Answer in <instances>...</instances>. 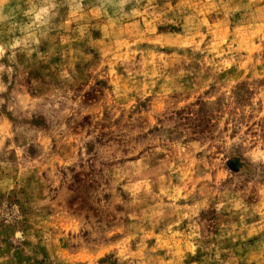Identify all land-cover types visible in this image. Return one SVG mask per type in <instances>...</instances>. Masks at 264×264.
I'll list each match as a JSON object with an SVG mask.
<instances>
[{"label":"rangeland","instance_id":"obj_1","mask_svg":"<svg viewBox=\"0 0 264 264\" xmlns=\"http://www.w3.org/2000/svg\"><path fill=\"white\" fill-rule=\"evenodd\" d=\"M0 264H264V0H0Z\"/></svg>","mask_w":264,"mask_h":264}]
</instances>
